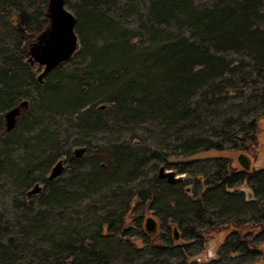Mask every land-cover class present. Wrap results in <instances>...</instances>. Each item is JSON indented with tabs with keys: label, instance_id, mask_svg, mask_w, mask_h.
Returning a JSON list of instances; mask_svg holds the SVG:
<instances>
[{
	"label": "trees",
	"instance_id": "1",
	"mask_svg": "<svg viewBox=\"0 0 264 264\" xmlns=\"http://www.w3.org/2000/svg\"><path fill=\"white\" fill-rule=\"evenodd\" d=\"M20 2L0 0V16L6 20L10 37L14 38L11 51L0 50V118L4 111L22 100H28L30 108L37 105V119L26 130L30 132L39 127L32 150L50 153L40 162L41 169L51 170L50 165L61 157L56 134L42 125L43 120H52L53 116L61 114L80 123V141L75 145L82 146L84 154L90 153V172L83 175L86 181L108 180L99 166V154H94L92 146L84 140L88 132L105 128L108 118L119 124L138 122L145 116L152 121L157 116L167 128H176V136L196 132L197 135L184 139L178 147L186 156L211 150L251 152L256 148L264 155V0H217L212 6L196 7L189 0H154L150 3L148 16L138 20V30L144 36L138 40L123 27L120 18L115 21L106 16L107 11L117 12L118 9L105 0H65L66 6H75L74 32L90 61L83 71L68 76L59 72L64 63L59 64L41 82L35 74L42 68L37 64L30 65L27 46L30 38L39 35L49 21L45 13L40 18L24 14L18 6ZM111 2L115 4L117 0ZM170 25L175 26L177 32L186 30V35L166 32L164 38H160V29L168 30ZM241 53L247 54L250 60L229 64L225 59L228 55ZM247 94L249 104L257 106L256 113L250 111L249 115L234 117L231 114L235 107L228 102ZM64 155L66 171H76L86 164L82 158H75L73 152ZM30 160L26 159L22 169L14 167L10 161L5 164L7 175L14 178L12 181L23 191L25 201L37 182H41L42 189L50 186L48 175L43 174L40 179L33 175L35 170ZM141 164L137 154L121 147L113 148L110 168L119 176L138 171ZM187 164L180 163L178 172L186 173ZM193 178L199 182L202 177L194 175ZM251 180H258L264 189V167L244 171L232 168L224 158L217 160L214 172L203 180L206 186L202 192L195 193L194 188H186L183 192L192 223L205 225L204 231L189 228L187 235L202 244L204 232L218 235L221 230L236 227L229 235L235 237L226 239L222 247L232 245L233 252L236 243L248 247L252 241L250 236L254 235L247 230L264 229V223L250 221L239 225L232 219L236 214V202L251 204L248 200L255 192L248 185ZM181 181L168 184L165 178H158L157 172L149 182L154 187L161 184L173 189L170 185H178ZM242 185L250 189L251 198L241 189ZM211 192L213 205L230 210L232 214L222 220L215 216L216 209L207 206L206 196ZM189 193L196 194L190 202L185 198ZM141 195L133 194L126 203L125 217H120L117 231H110L107 223L105 237L114 235L119 241L127 242L123 236L133 232L145 248L158 253L156 256L186 245L184 239L183 245L176 246L169 238L170 231L174 236L177 232L180 234L179 229L184 238L179 221L163 219L160 236L156 235L158 230L146 232L145 220L137 225L143 217L134 214L136 207L141 203L145 211H149L156 201L151 195L144 201ZM242 196L247 201H243ZM57 200H52L49 205L58 204ZM24 203L21 243L18 248L9 241L6 248H0L1 264H32L33 260L36 264H109L108 257L96 248L92 238L79 231L57 237L44 224L43 217L31 219V208L27 207L28 202ZM260 205L261 208L264 206L263 203ZM172 207H176L174 201L167 204L169 211ZM3 219L0 216V236L4 229ZM250 252L259 253L260 264H264V250L251 248ZM14 259L16 263L12 261Z\"/></svg>",
	"mask_w": 264,
	"mask_h": 264
},
{
	"label": "rangeland",
	"instance_id": "2",
	"mask_svg": "<svg viewBox=\"0 0 264 264\" xmlns=\"http://www.w3.org/2000/svg\"><path fill=\"white\" fill-rule=\"evenodd\" d=\"M111 1L113 0H105L106 3H110L118 11H107L105 13L106 16L115 21L120 18L121 20L119 21L124 24L123 27L134 36L135 40L143 39L144 36L138 30L140 26L138 20L148 16L150 3L154 0H135L133 3L127 2V0H117L115 4H111ZM189 1H191L193 7H196L198 5L212 6L217 0ZM46 3L47 0H21L18 6L24 14L29 16L36 15L37 18H40L46 12ZM64 8L73 16L75 15V6L70 8L65 4ZM128 10L131 11L128 13ZM7 27L6 20L0 16V50L10 49L11 51L14 47V38L10 37ZM168 28V30L160 29V38H164V33L166 32L181 36L187 33L183 29L181 32H177L173 25ZM37 36L30 38L29 44ZM187 41L191 42V39L187 38ZM28 48L29 45L27 46ZM225 59L229 64L250 60L245 53L231 54L226 56ZM89 61L88 53L83 50L78 36L74 53L67 61L63 62L64 66L59 68V72L67 76L80 73L86 68ZM40 73L37 72L35 77L37 78ZM247 96L248 94L245 97H236V99L228 102L231 107H235L231 115L240 118L251 114L250 111L256 113L257 106L255 103L250 105ZM23 101L27 102L25 106L20 105ZM14 107H18L20 112L13 129L10 131L6 130V120L4 118L5 112L11 108L4 111L0 118V216L4 218L1 222L4 229L0 236V248H6L9 245V241L19 248L21 234L24 232L22 220L25 216V209L23 205H25L24 202H28L27 207L31 208V219L39 215L43 217L44 224H47L50 232L57 235V237L79 231L81 235L92 238L95 241L96 248L108 257L109 264H249L250 262H253L251 264H260L261 260L258 258L261 255L250 252V249L264 250L263 228L248 229L247 231L253 232L254 235L250 236L252 238L251 243L248 247L244 244L236 243L235 252H233L234 247L232 245L218 248L223 236L219 235L217 237L211 231L205 233L206 241H203L202 244L196 243L194 242L195 240L187 235L189 228L193 227L196 231H200L204 230L205 225L192 223L188 216V210H186L189 204L183 199V192L186 188H194L195 193L202 192L206 186L203 182L204 178L214 172L217 160L220 161L221 158L228 160L232 168L242 169L238 163V157L243 154L250 161V169L248 171L263 168L264 155L260 148H256L251 152L240 150L220 152L211 150L186 156L181 153L178 147L181 146L184 139L197 135L198 133L196 132L195 134L194 132H188L186 135L176 136V128H167L163 124L162 119L157 116L152 121L148 119V116H145L138 122H123L119 124L113 123L112 119L108 118L105 128L88 132L84 139L85 142L92 146L95 151L94 154H99V166L107 174L108 180H104V182L100 180L86 181L83 175L90 172L88 164L90 153L84 154L83 151L82 155H74L75 158H82L85 161L86 164L83 168L73 172L64 170L66 157L64 154L68 151L74 152L82 146L75 145L78 143L77 141H80V123L70 119L67 115L61 114L60 116H53L52 120L46 118L47 120H43L42 125L47 126L49 131H53L56 134L57 148L59 156H61L50 167L52 168L55 164L62 163V170L54 179L50 180V186L47 189H42L41 182H37L36 185L41 190L37 195L29 196L26 199L27 201H25L22 199L24 196L23 191L18 189V186L12 181L14 178H10V175H7L6 162L10 161L14 167L22 169L26 165V159H31V165H34L35 170L33 175L40 179L41 175L45 174L46 176L50 173V169H41L40 164L42 160L47 159L50 153L48 151L39 153L32 150L34 138L39 133V127H35L30 132L26 130L34 119H37V105L34 104L33 108H30L28 100H22ZM115 147H121L137 154L139 159L142 160L140 169L138 168L139 170L135 172L132 170L130 175L127 174L123 177L112 170L110 165L112 163V151ZM186 162L188 163L185 167L187 169L186 173H179L180 163ZM162 166L166 170H172L176 173V177L182 179L178 185H170L173 189L161 184L155 187L152 184L150 185L149 181ZM194 175L202 177L199 182H195ZM134 177L135 179H133ZM248 185L255 191L253 198L248 200L251 204L236 202V214H233L234 218L232 221L236 220L239 225L248 224L250 221L264 223V206L261 208L260 205L261 203L264 205V189L260 187L258 180H251ZM241 189L247 193V187L242 185ZM135 193H142L141 196L144 201L147 200L149 195L156 197V201L149 211H145V207L141 203L136 207L134 214L143 217L141 221L138 220L136 222L137 225L143 222L145 218H152L154 219L156 230L160 231L161 228L162 231L163 219L169 218L174 222L179 221L184 232L183 239L186 245L170 250L171 253L169 254L156 256L158 253L145 248L133 232L123 236V238L128 239L127 242L124 240V242L119 241L114 235L105 237L108 224L111 227L110 231H117L120 217L122 215L123 218L125 217L124 208L126 203L131 200ZM185 196L186 200L190 202L196 194L189 193L188 196ZM213 197L212 192L207 194V206L211 209L214 207L216 209L214 210L215 216L222 220L231 212L230 210L220 209L219 206H214L211 202ZM241 198L243 201L246 200L245 196ZM57 199L59 200L58 204L53 202L56 205H49V202ZM173 201L176 203V207H172L169 211L167 204L169 202L173 203ZM63 232L65 235H62ZM175 236H179L178 232ZM248 238L249 236L246 239ZM216 239L219 244L216 243ZM166 241H168L167 238ZM45 247L47 248L48 246ZM12 261L16 263L15 259ZM36 262L33 260L32 264H36Z\"/></svg>",
	"mask_w": 264,
	"mask_h": 264
},
{
	"label": "water",
	"instance_id": "3",
	"mask_svg": "<svg viewBox=\"0 0 264 264\" xmlns=\"http://www.w3.org/2000/svg\"><path fill=\"white\" fill-rule=\"evenodd\" d=\"M64 6V0H48L45 15L49 23L36 39L29 44L28 60L30 64L36 63L43 68L37 77L39 82L42 81L43 77L50 70L67 61L77 47V36L74 32L76 18ZM26 104V101L20 103L21 106H25ZM101 108H104V106H101ZM19 112L20 109L18 107H13L5 112L4 118L6 120L7 131H10L15 126ZM83 151L84 148H79L73 153L76 155L81 154ZM238 163L244 171L250 169V161L245 155H239ZM61 170L62 163L55 164L50 170L48 179H54ZM158 178H165L168 184H175L180 180V177H176L175 172L166 170L163 166L158 169ZM39 191L40 187L35 185L27 193V196L29 197ZM246 194L248 198H251L252 193L250 189L247 188ZM144 228L148 233L155 232L156 225L154 219L146 218Z\"/></svg>",
	"mask_w": 264,
	"mask_h": 264
},
{
	"label": "flooded vegetation",
	"instance_id": "4",
	"mask_svg": "<svg viewBox=\"0 0 264 264\" xmlns=\"http://www.w3.org/2000/svg\"><path fill=\"white\" fill-rule=\"evenodd\" d=\"M182 179H180L179 181H181ZM230 191H231V189H230ZM146 219V218H145ZM144 219V220H145ZM179 228V227H178ZM180 230V234H179V236H173L172 235V232L170 231L169 232V238L171 239V241H173V244L174 245H183L184 244V242H183V238H182V236H183V233H182V230L181 229H179ZM205 230V229H204ZM203 230V231H204ZM236 230V227H233V229H231L230 228V230L229 229H225V230H221L219 233H218V235H217V237L220 235H222L223 236V238H222V242H221V244H219V242L217 241V239H216V243H218L219 244V246H218V248H221L222 246H224V242H225V240L227 239V240H229V239H231V238H234L235 236H229L230 235V233L231 232H233V231H235ZM205 233L206 232H204L203 233V238H204V240L206 241V237H205ZM155 235V234H154ZM156 235H159L160 236V233H159V230L156 232ZM173 236V237H172ZM172 238H173V240H172ZM226 240V241H227ZM234 242H236V241H234ZM236 245V244H235ZM217 248V249H218ZM214 260V259H213ZM215 261V260H214Z\"/></svg>",
	"mask_w": 264,
	"mask_h": 264
}]
</instances>
